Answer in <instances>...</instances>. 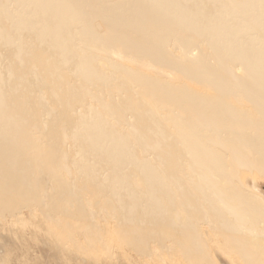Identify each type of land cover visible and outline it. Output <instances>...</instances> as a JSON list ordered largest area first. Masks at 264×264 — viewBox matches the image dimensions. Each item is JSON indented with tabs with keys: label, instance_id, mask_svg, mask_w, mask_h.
<instances>
[{
	"label": "bare ground",
	"instance_id": "obj_1",
	"mask_svg": "<svg viewBox=\"0 0 264 264\" xmlns=\"http://www.w3.org/2000/svg\"><path fill=\"white\" fill-rule=\"evenodd\" d=\"M264 0H0V264H264Z\"/></svg>",
	"mask_w": 264,
	"mask_h": 264
},
{
	"label": "rangeland",
	"instance_id": "obj_2",
	"mask_svg": "<svg viewBox=\"0 0 264 264\" xmlns=\"http://www.w3.org/2000/svg\"><path fill=\"white\" fill-rule=\"evenodd\" d=\"M257 185L260 188V190L264 193V181L262 180L257 181Z\"/></svg>",
	"mask_w": 264,
	"mask_h": 264
}]
</instances>
